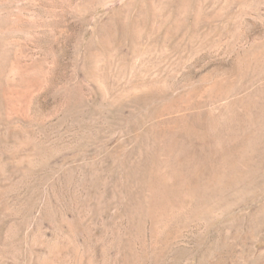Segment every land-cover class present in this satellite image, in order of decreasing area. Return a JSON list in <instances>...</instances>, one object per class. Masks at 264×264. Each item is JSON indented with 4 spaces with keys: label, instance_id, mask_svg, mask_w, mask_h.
Listing matches in <instances>:
<instances>
[{
    "label": "rangeland",
    "instance_id": "1",
    "mask_svg": "<svg viewBox=\"0 0 264 264\" xmlns=\"http://www.w3.org/2000/svg\"><path fill=\"white\" fill-rule=\"evenodd\" d=\"M0 264H264V0H0Z\"/></svg>",
    "mask_w": 264,
    "mask_h": 264
}]
</instances>
